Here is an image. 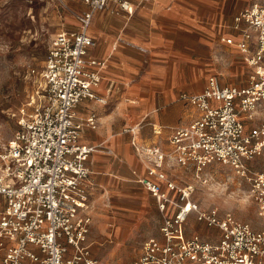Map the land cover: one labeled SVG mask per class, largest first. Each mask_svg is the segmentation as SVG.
I'll return each instance as SVG.
<instances>
[{
    "label": "built area",
    "instance_id": "1",
    "mask_svg": "<svg viewBox=\"0 0 264 264\" xmlns=\"http://www.w3.org/2000/svg\"><path fill=\"white\" fill-rule=\"evenodd\" d=\"M82 1L87 8L76 14L79 27L50 40L38 71L42 83L18 109L17 126L0 152V264L97 263L88 240L93 182L86 162L100 144L79 141L81 129L96 127L97 120L94 114L76 119L74 108L84 98L105 102L95 87L106 60L89 54L94 11L130 16L134 6L130 0ZM219 41L241 53L245 84L221 83L210 74L200 91L181 92L179 99L197 114L172 130L169 153L139 143V123L124 129L132 132L146 169L138 180L161 213L160 235L149 237L130 264H264V171L251 165L264 153V0L234 14ZM169 156L200 181L209 165H229L248 183L260 226L217 207L201 208L191 198L193 183H178L162 170ZM192 215L210 237L185 232Z\"/></svg>",
    "mask_w": 264,
    "mask_h": 264
},
{
    "label": "crops",
    "instance_id": "2",
    "mask_svg": "<svg viewBox=\"0 0 264 264\" xmlns=\"http://www.w3.org/2000/svg\"><path fill=\"white\" fill-rule=\"evenodd\" d=\"M130 1L134 6L130 16L124 12L117 15L108 10L94 11L88 32L95 43L89 49V54L106 60L101 69L100 82L95 87V91L105 98V102L84 98L74 108L76 119H84L94 114L97 120L96 127L84 126L79 136L81 143L100 144V148L91 153L86 162L93 182L90 202L99 211L107 209L108 206L119 210V218L129 215L134 217L139 204L149 203L158 210L154 197L138 180L146 173V169L131 144L132 132L124 129L139 123L134 133L136 140L145 146L157 144L169 153V136L172 130L177 126L187 125L197 114L193 106L182 100L190 107L188 111L183 109L176 97L181 92H197L204 87L185 90L186 83H183L181 76L177 81L173 71L165 76L163 74L162 77H152L142 72V66L152 59L156 62L166 60L168 66H175L177 61L186 63L189 31L200 33V28L208 27L210 20L213 22V36L218 43H222L219 41L221 31L226 30L234 14L254 0ZM226 1H231V4L226 7L219 5ZM223 17L232 18L226 22ZM93 20L100 25L99 39L94 32H90ZM146 31L150 38L144 40L141 34ZM115 35H119V43L113 45ZM147 43L149 47L144 46ZM229 47L239 53L243 62L241 53L234 47ZM147 50L150 54L146 53ZM164 51L168 53H163ZM160 67L161 64L157 63L154 68L158 74L162 72ZM155 127H159V130L155 131ZM162 170L167 177L178 183L189 182L186 177L190 169L176 164L170 156L165 158ZM94 215L88 234L91 255L100 250L95 245L97 239L90 235L93 222L107 217L101 212H94ZM159 215L161 224L160 212ZM127 236L129 237L122 230L119 231L116 235L119 238L118 248L124 245ZM142 244L135 257L141 252ZM108 251L115 253V250Z\"/></svg>",
    "mask_w": 264,
    "mask_h": 264
},
{
    "label": "rangeland",
    "instance_id": "3",
    "mask_svg": "<svg viewBox=\"0 0 264 264\" xmlns=\"http://www.w3.org/2000/svg\"><path fill=\"white\" fill-rule=\"evenodd\" d=\"M230 2L219 5L226 7ZM85 7L82 0H0V152L17 126L18 109L31 92L34 93L38 84L42 83L38 71L42 68L50 40L61 29L77 28L76 14ZM231 18L223 17L226 22ZM210 21L208 27L200 28V33L189 31L186 63L177 61L175 66H168L166 60L156 62L152 59L144 63L142 72L152 77H162L163 74L165 76L173 71L177 81L182 77L187 86L185 90L189 91L201 89L210 74H215L221 83L245 84L247 65L241 61L237 51L216 41L212 34L213 22ZM90 32H94L97 39L101 36L100 25L95 20L90 26ZM141 36L144 40L150 38L147 31ZM118 43L119 35H115L113 45ZM144 46L149 47V44ZM146 53L150 54L148 50ZM157 63L161 64L162 72L159 74L154 70ZM32 68L36 73L31 72ZM176 101L186 111L190 109L178 97ZM251 165L264 171V153L256 156ZM186 180L194 184L195 190L191 198L201 208L217 207L220 213L229 211L255 228L260 226L255 212V200L249 194L248 183L236 175L229 165H209L203 173L202 181L195 178L192 170H189ZM136 208L138 211L134 213V217L129 215L119 218V210L108 206L107 209L99 211L91 202L93 216L96 215L94 212L107 216L98 222L94 220L91 228V238L97 239L95 245L100 248L96 254H92L97 259L96 264H130L146 238L158 237V210L149 203L139 204ZM120 230L129 237L118 248L119 238L116 235ZM194 231L210 237L208 228L192 215L185 225V232L191 234ZM108 250H115V253Z\"/></svg>",
    "mask_w": 264,
    "mask_h": 264
}]
</instances>
